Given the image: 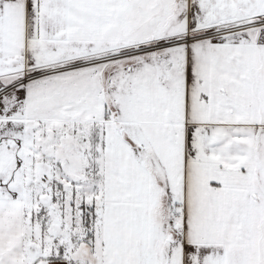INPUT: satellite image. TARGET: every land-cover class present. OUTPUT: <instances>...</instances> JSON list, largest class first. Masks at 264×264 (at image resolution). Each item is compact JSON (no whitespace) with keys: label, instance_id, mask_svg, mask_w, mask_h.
<instances>
[{"label":"snow or ice","instance_id":"obj_1","mask_svg":"<svg viewBox=\"0 0 264 264\" xmlns=\"http://www.w3.org/2000/svg\"><path fill=\"white\" fill-rule=\"evenodd\" d=\"M0 264H264V0H0Z\"/></svg>","mask_w":264,"mask_h":264}]
</instances>
